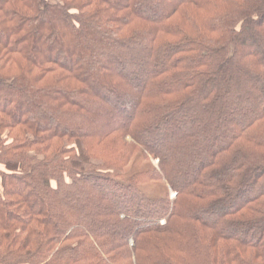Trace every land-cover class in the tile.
<instances>
[{"label":"trees","instance_id":"1","mask_svg":"<svg viewBox=\"0 0 264 264\" xmlns=\"http://www.w3.org/2000/svg\"><path fill=\"white\" fill-rule=\"evenodd\" d=\"M0 264H264V0H0Z\"/></svg>","mask_w":264,"mask_h":264},{"label":"rangeland","instance_id":"2","mask_svg":"<svg viewBox=\"0 0 264 264\" xmlns=\"http://www.w3.org/2000/svg\"><path fill=\"white\" fill-rule=\"evenodd\" d=\"M157 163H158L157 160H152V164H153L154 166H156ZM172 196H175V194H174V193H170V197H172ZM162 223H163V222H162Z\"/></svg>","mask_w":264,"mask_h":264}]
</instances>
